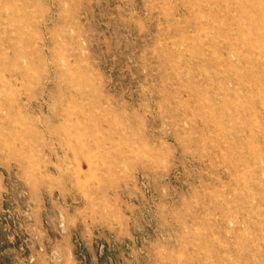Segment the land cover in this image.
Instances as JSON below:
<instances>
[{
  "label": "rangeland",
  "instance_id": "1",
  "mask_svg": "<svg viewBox=\"0 0 264 264\" xmlns=\"http://www.w3.org/2000/svg\"><path fill=\"white\" fill-rule=\"evenodd\" d=\"M0 264H264V0H0Z\"/></svg>",
  "mask_w": 264,
  "mask_h": 264
}]
</instances>
